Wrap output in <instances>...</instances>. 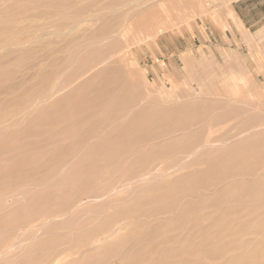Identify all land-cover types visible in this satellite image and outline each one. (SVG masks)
Masks as SVG:
<instances>
[{
	"label": "rangeland",
	"instance_id": "rangeland-1",
	"mask_svg": "<svg viewBox=\"0 0 264 264\" xmlns=\"http://www.w3.org/2000/svg\"><path fill=\"white\" fill-rule=\"evenodd\" d=\"M87 1L65 0L58 4L41 2L35 8L31 7L28 0L4 2L5 4L0 5L1 22H11L9 18L13 13L22 15V13H38L41 10H49L52 14L49 15L48 19L44 16V18L38 17L33 18V20L18 21L13 19L14 22L9 25L2 23L5 27L2 24L0 25V40L17 37L20 31L31 35L41 33L40 27L46 22L49 23L46 31H57L58 29L64 35L66 30L60 26L64 14L80 8ZM134 1L132 0L128 6L121 4L111 6L106 5L108 0H100L92 6L93 10L91 9L90 12L99 9L103 17L95 21L91 28L85 32V35H79L70 42L62 37L57 39L51 34L45 35L46 46L38 49L40 46L36 45L38 47L32 49L31 54L34 53V56L32 55L34 58L28 59L29 68L22 76L20 74L17 78L19 82L21 80L20 87L7 93L0 92V236L5 235L12 238L11 234H16V231L23 234L22 248L36 244L39 241L44 242L37 248H25L20 258L7 259L6 257H0V264H46L50 259V264L262 263L264 258L263 144H258V147L255 145L249 146L244 153L231 155L225 161L205 160L199 163H177L173 161L176 158L175 156L160 150L153 155L154 161L148 163L143 169H145L144 172L149 170L154 172L163 168L165 172H171L170 175L164 177L166 180H157L148 184L146 190L134 194L129 202L126 201L109 207L106 212L99 214L93 211L84 212L76 219L72 227H58L50 233L44 232V230L39 231V235L30 241L26 239L29 235L27 229L31 225L39 223L46 215L55 213L59 216L57 222L64 219L66 214L61 210L65 206L64 197L67 194V189L62 188V191H58L54 199L44 205H40L43 204L42 202L29 199L27 206L35 208L37 211L34 210L33 221L26 224L20 222L23 216L21 212L23 211L12 213L11 211L7 212L9 208H4L10 206V202L6 200L7 195H10L13 190H19L22 186L21 176H43L50 173L55 164L52 153L53 148L38 147L32 144V140H35V137H43L45 134L56 133L57 128L60 126L48 122V118L52 117L56 111H53L54 109L47 110V107H45L38 110V113L33 110L30 113L27 112V114L25 102L23 103L21 99L29 94H34L39 89L42 82L41 75L47 76L45 83L46 88L49 90L55 84H60L65 79V75L74 69V66L80 65L89 56L90 51L95 50V44L90 43L94 39L89 36L96 28L108 23L111 13L116 15L119 12L120 17L112 22L111 34L114 37L111 40L105 39L101 47L106 52V56L115 54L114 60L122 57L125 52L126 43L123 37L118 34L119 31L126 28L130 32L131 39L135 37L133 36L135 31L144 37L141 32L143 30L145 32L149 31L148 27L152 23V19L147 18L145 15H151L152 10L159 9L160 4L175 9L177 5L179 13L175 10L173 16L177 18L179 15L182 18L179 22V28L156 34L155 39L152 37L148 41L147 39L146 41H135L136 44L130 48V52L133 53L132 56L134 57L129 59V68L122 66V74L127 73L125 75L126 79H131L132 74L135 75L138 71L137 74L139 73L140 76L135 75L137 77L133 78L132 83L130 82L126 86L122 85L120 89L132 91V101L136 98L134 101L139 102V105L149 104L151 101L164 103H169L168 101L171 102V100L176 103L200 101L203 106L209 107L210 105L212 108L218 107L219 103L224 101L238 102L240 105L248 107L251 104L254 109L248 110L242 116L255 113L260 117L259 123L264 122V79L261 76L258 77L257 73L246 64V55L239 43L244 34L252 37L250 33L252 31L250 27L246 28L244 22H242L241 11L238 9V5L242 0H231V2L224 5H220V0H203L205 1L204 4H207L205 5L207 8L215 6L217 13L211 10L207 14H201V10L198 9L196 10L198 14L191 18L188 14H191L192 11L187 10V7L192 9L201 0H148L142 5H138ZM222 21L226 23L227 28H224ZM103 36L99 35L98 37ZM79 44L83 45L81 50L78 49ZM70 57H72L70 63H75L74 66L65 64ZM17 58L14 57L12 62ZM186 59L189 65L186 63ZM11 65L13 64L11 63ZM229 77L234 78L235 82L238 81L239 77L244 79L243 83L237 82L238 95L232 98L223 96V91L220 88L222 79L227 78V83L232 81L228 79ZM106 81L108 82V79ZM103 82L105 83V79L104 81L101 80L98 83L99 85H95L90 91L105 90L106 86ZM9 83H12V80H2L0 86ZM170 92L173 98H169L168 94ZM212 93L214 95H210ZM163 98L165 99L163 100ZM217 110L219 109L216 108ZM239 118L236 117L227 123L215 125L209 131V134L214 138L221 137L230 128L231 132L235 133L237 128L233 127ZM204 125L205 122H202L194 128L199 127L201 129ZM76 138L78 139V137L74 139L77 140ZM69 140H65L64 143ZM17 144L21 147L16 148ZM141 147H143V144ZM135 148L138 149L139 146L134 144L127 149L134 152L137 150ZM19 150L27 152V156L19 155ZM139 155V153H132V161L114 162L113 164L104 163L105 168L101 172L102 177L98 178L91 186L94 185L95 188L102 189L106 186L115 185L124 189L118 192V194H123L122 192L128 191L131 187L129 185L131 179L129 178L132 174L133 190L137 176L135 171L143 166L141 162L135 160ZM65 156V154L61 155V157ZM103 156L106 155L103 154L99 157ZM129 156L131 157L129 154L122 155L125 158ZM37 157H40L41 160L35 163ZM68 165L70 164L66 163L61 166L65 169ZM21 169H24V171ZM164 181L167 183H164ZM90 182L88 180V183ZM84 183H87V181ZM129 206L131 207L129 208ZM159 213L164 215H158ZM107 218H112L109 226H106ZM156 218L158 219L156 220ZM9 222H11L10 229L6 225ZM81 225L84 226L79 228ZM119 225L123 228L113 233L111 237L104 238ZM106 227L111 229L107 230ZM87 231L91 238L88 241L94 242L93 244L83 245L85 241H82L81 244L77 236L66 237L71 232L77 235ZM90 232H93L92 235ZM102 238L103 240L97 242ZM19 240L20 235L18 234L16 242H19ZM50 247L54 248V255L59 254L55 259L51 258L53 253H49ZM19 250V248H16L14 252ZM60 251L65 252L61 253ZM80 251L84 255H88L89 260H84ZM47 256H50V258L47 259Z\"/></svg>",
	"mask_w": 264,
	"mask_h": 264
},
{
	"label": "bare ground",
	"instance_id": "bare-ground-1",
	"mask_svg": "<svg viewBox=\"0 0 264 264\" xmlns=\"http://www.w3.org/2000/svg\"><path fill=\"white\" fill-rule=\"evenodd\" d=\"M11 1L14 2L15 0H0V5L8 2L10 3ZM64 1L65 0H28V2L31 3V7L33 6L34 8L37 7V4L41 2L49 3V4H58L59 2L62 3ZM99 1L100 0H88L87 3L81 6L80 8L65 13L63 22H60V26L66 30V34L64 35H62L61 33L62 31L60 32L58 29L57 31L56 30L46 31V27L49 25V23L46 22L43 23L40 27V29L42 30L41 33L31 35L27 32H22L23 35L21 36L22 33L20 31V34L17 37L1 39L0 40V81L9 79L12 80V83L4 84L0 86V92L7 93L10 92V90H15L20 87L21 80L19 82L17 78L18 76H20V74L22 76V74H24V72L29 68L28 59L34 58L33 57L34 53L31 54L32 49H36V47H38L36 45L40 46V48L38 49L44 48L46 46L45 44L47 42H45L46 39L44 38L45 35L51 34L53 35V37H56L57 39L62 37L68 42L74 40L75 37L76 38L79 37V35H83V34L85 35V32L91 28L93 23H95V21L103 17L99 9L90 12L91 9L93 8L92 6H94V4L96 5ZM131 1L132 0H108V3H106V5L114 6L117 4L118 5L121 4L123 6H128ZM147 1L148 0H135L134 3H137L138 5H142ZM220 1H221L220 5H224L231 2V0H220ZM204 2L205 1L203 0L199 1L198 3L195 4L196 6H194L192 9L187 7V10L189 9L190 11H192L191 14L190 13L188 14L189 18L196 16V14H198L196 10L198 9L201 10V14H207L211 10L214 13H217L216 8H214L215 6L213 8L210 7L207 8L205 6L207 4L206 3L204 4ZM175 10L177 11V5L175 9L165 4H160L159 9H153L151 15L146 14L145 16L147 18L150 17L152 19L151 20L152 23L150 27H148L149 31L145 32L143 30L141 32L144 34V37L140 36V34H137L135 31L133 35L135 37H132L131 39L130 32L126 28L121 29L118 34L123 37L126 46L124 48L125 49L124 55L116 60H114L115 54L114 55L108 54L106 56V52L101 47L102 42L105 39L111 40L114 37V35L111 34L112 22L113 20L120 17L118 11L116 15L115 13L113 14L111 13L109 15L108 23L96 28L89 36L90 38L92 36V38L94 39V41L90 43L95 44L94 45L95 50L90 51L89 56L86 59H84L80 65L77 64L76 66H74L75 63L74 64L70 63L72 57L68 58L65 64L67 65L70 64L69 66H74V69L71 72L69 71V73L65 75V79L61 81L60 84H55V86H53L52 89L48 90L46 88V83H45L47 80V76L41 75L40 78L42 79V82L41 83L39 82L40 83L39 89L34 94H29L21 99L23 103L25 102L26 113L27 112L30 113L33 110L37 112L38 110H41L42 108L45 107H47V110L54 109L53 111H56L55 114L52 115V117L48 118V122L54 123L56 126H60L57 128L56 133L49 135L45 134L43 135V137L40 138L35 137L36 139L32 140V144L38 147L53 148L52 153L55 159V164L52 167L50 173H47L43 176H38V175H34V176L27 175L28 177L26 175L21 176L22 186L17 191L15 190L11 191L12 193L10 192L11 194L7 195L8 197H6V200L10 202L11 207L6 206L4 208L5 209L9 208L7 212L11 211L12 213L23 211L21 212L23 216L20 222L26 224L33 221L32 218L33 216H35L34 210L37 211V209L35 208L33 209L32 207L27 206V201L29 199H34L36 200V202H42L43 204L40 205H44L48 203V201L54 199L57 196L58 191H62L61 190L62 188L67 189V194L64 197L65 206L61 210V212L66 214L64 219L61 222H57L59 216H57L55 213L52 214L50 213L46 215V217L43 218L41 221H39V223L31 225L29 229H27L29 233L28 237L26 238L27 240L29 239L30 241L35 239L39 235V231L44 230V232L50 233L53 232L58 227H70V226L72 227L76 219L82 214H84V212L93 211L98 214L106 212L109 207H113L114 205H117L122 202H126V201L129 202V200L132 199V196L134 194L146 190L148 184H151L157 180H166L164 179V177L170 175L171 172H165L163 168L158 169L154 172H152L151 170L144 172L145 169H143L144 167H146L148 163H152L154 161L153 155L158 153L160 150H163L164 152H168L169 154L175 156L176 158L173 161L177 163H183V162L199 163L205 160L225 161L229 159V156L231 155L244 153V151L249 146H254V145L257 146L258 144L264 145V122L259 123L260 117L255 113L254 114L249 113L246 116H242L248 110L254 109V107L251 104L248 107L246 105H240L238 102L234 103L232 101H224V102H220L219 106L218 107L215 106L214 109L210 105L209 107L203 106L200 101L176 103V102H172L171 100V102L168 101L169 103L151 101L149 104L139 105V102L137 103L134 101L136 98L132 101V93H131L132 91H130L129 89L128 90L120 89L122 85L126 86L130 82L132 83L133 78L135 79L137 76H140L138 75L139 73L137 74L138 71L135 74L137 76L133 75L130 72L132 74L131 79H126L125 75H127V73L125 75L122 74V66H124V68L125 67L129 68V63H128L129 59L131 57H134L132 56L133 53L131 54L130 52V48L133 47L134 44H136V42H140L144 40L146 41V39L148 41V39L150 40V38L152 37L154 38L158 34L164 33L167 30H171V29L174 30L179 28L180 27L179 22L181 21L182 18L179 17V15L177 16V18H174L173 13ZM41 11L38 13L35 12H30L28 14L22 13V15H19L18 13L17 14L13 13L12 15H10L11 17L9 19L11 22H14L13 19L15 20L17 19L18 21L33 20V18H38V17L44 18V16L46 19H48L49 15L52 14V12L49 10H45L42 12ZM11 22L5 23L0 21V25L2 23H4V25H9L11 24ZM222 24L224 28H227V25L224 21H222ZM4 25L2 24L3 27H5ZM112 32L114 33V30ZM99 35L101 36L104 35V36L99 38L98 37ZM95 36L96 38H94ZM52 42H54V40H52ZM82 48L83 45L79 44L78 49L81 50ZM120 52L123 54L122 51ZM14 57H18V58L12 62ZM11 63L13 65H11ZM186 63H188L189 65L188 60L186 61ZM63 74L65 73L63 72ZM100 79L103 81L105 79V83L103 82V84L104 86H106V89L105 90L99 89L96 92L90 91L94 88L95 85L100 83L101 81ZM107 79L108 82L106 81ZM226 79L227 78H224L221 80L222 82L220 81L222 83L220 85L221 91H223L222 95L229 98L237 96L238 95L237 82L243 83L244 79L242 77H239L238 81L235 82L234 78L229 77L228 79L232 80L230 83H227ZM203 89L205 90V87ZM210 95H214V94L212 93ZM168 96L169 98H173L171 92L168 94ZM164 99L165 98H163V100ZM216 108H218L219 110L216 111ZM29 115L27 116L31 117ZM240 116L242 117L239 118ZM236 117L239 119H237L233 127V128H237V131L235 133H232L230 128L221 137L214 138L209 134V131H211L212 127H214L215 125L217 126V124L227 123L230 120L235 119ZM202 122H205L203 128L201 129H199V127L194 128V126ZM75 137H78V139L76 138L77 140H75L74 139ZM68 139L70 140L67 143H64V141ZM134 144H137L139 146L138 149L135 148L137 149L136 151L132 152V150L127 149L129 146H132ZM142 144L143 147H141ZM18 147L21 146L17 144L16 148ZM122 147L125 149H123ZM18 152H20L19 155L27 156L26 155L27 152L24 151L22 152V150H19ZM132 153H139L140 155L144 154L143 156L139 155V157L135 159L139 163L141 162L143 166L137 169L136 170L137 172L135 171L136 173L135 175L137 176L134 182L135 186L133 190H132V174L129 178L131 179V182L129 184L131 187L130 189H128V191L122 192L123 194L121 193L118 194L119 191L124 190L121 189L122 187L119 186L111 185V186L103 187L102 189H97L94 187V185L91 186V184H94L98 178L102 177L101 172L105 168V164H109V163L113 164L114 162H121V161H130V160L132 161ZM62 154L63 155L65 154L66 156L68 155V157L66 156L61 157ZM103 154L106 156L99 157ZM128 154L131 155V157L129 156L130 158L122 157V155H128ZM40 160L41 158L37 157L35 163L36 161H40ZM66 163L70 165H68L67 168L63 169L62 167L64 165L63 166L61 165ZM22 171H24V169ZM259 175L261 174L259 173ZM88 180L91 182L88 183ZM85 181H87V183H84ZM164 183L167 182L164 181ZM130 207L131 206H129V208ZM160 214L163 213H159L158 215ZM157 219L158 218H156V220ZM111 222H112V218H107L106 226H109ZM10 224L11 222L6 224L8 225L7 227L8 229H10ZM83 226L84 225H81L79 228ZM122 228L123 226L119 225L112 231L111 234L106 235L104 238H107V236L111 237L113 233H115L116 231ZM106 229L110 230L111 228L106 227ZM18 234L20 235V240H19L20 244H18L19 242H16V239H18ZM11 236L13 237L11 238L5 235L0 236V249L2 248L0 250L1 258L2 257H6L7 259L12 257L20 258L23 255L25 248L26 249L34 248V247L37 248L44 243L43 241H39L36 244H32L28 247L22 248L23 242L21 241H23L22 238L23 234H20L16 231V234L12 233ZM74 236L79 237L80 243L82 241H85L83 245H87V243H91V244L94 243L88 241V239L89 240L91 239L88 231L78 233L77 235H74L71 232L66 237L71 238ZM101 240H103V238L97 240V242ZM52 247H50L49 253L50 252L53 253V256L51 258L55 259V257H57L59 254L54 255L55 250ZM16 248H19L20 250L14 252V249ZM80 254L84 258V260L86 261L89 260V257H87L88 255H84V253H82L81 251ZM248 256H250L249 253ZM49 258L50 256L47 259ZM50 261L46 264H50L51 263ZM260 264H264V258L262 263Z\"/></svg>",
	"mask_w": 264,
	"mask_h": 264
},
{
	"label": "crops",
	"instance_id": "crops-1",
	"mask_svg": "<svg viewBox=\"0 0 264 264\" xmlns=\"http://www.w3.org/2000/svg\"><path fill=\"white\" fill-rule=\"evenodd\" d=\"M238 9L242 22L252 31V37L244 34L239 40L246 64L264 79V0H242Z\"/></svg>",
	"mask_w": 264,
	"mask_h": 264
}]
</instances>
